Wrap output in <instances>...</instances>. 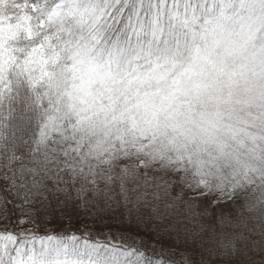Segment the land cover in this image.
I'll list each match as a JSON object with an SVG mask.
<instances>
[{
	"label": "snow or ice",
	"instance_id": "1",
	"mask_svg": "<svg viewBox=\"0 0 264 264\" xmlns=\"http://www.w3.org/2000/svg\"><path fill=\"white\" fill-rule=\"evenodd\" d=\"M0 225V264H264V0H0Z\"/></svg>",
	"mask_w": 264,
	"mask_h": 264
},
{
	"label": "trees",
	"instance_id": "2",
	"mask_svg": "<svg viewBox=\"0 0 264 264\" xmlns=\"http://www.w3.org/2000/svg\"><path fill=\"white\" fill-rule=\"evenodd\" d=\"M76 223H77L76 220H72L71 222H69L68 220H63V221L57 220L50 224H42L39 231L36 233V235L38 237L45 236V235H56L58 233H61L62 231H65V228H67V224L68 226L72 227V226H75ZM0 227H3V226L0 225ZM9 227H11V225H9ZM37 247L39 246L37 245Z\"/></svg>",
	"mask_w": 264,
	"mask_h": 264
},
{
	"label": "rangeland",
	"instance_id": "3",
	"mask_svg": "<svg viewBox=\"0 0 264 264\" xmlns=\"http://www.w3.org/2000/svg\"><path fill=\"white\" fill-rule=\"evenodd\" d=\"M87 224H88V231H90L92 233V240L93 241L94 240H103L104 239V237L96 235V233H97V231H99V229L93 227L91 221H88ZM83 228H84V222H80V224L76 223V225L72 226V227L68 226V224H67V228H65V231H69L70 232V231H75L76 229H83ZM76 235L80 236L81 233L80 232H76Z\"/></svg>",
	"mask_w": 264,
	"mask_h": 264
}]
</instances>
